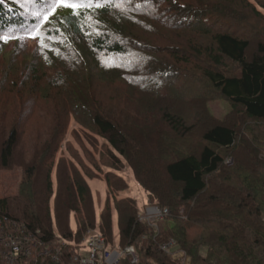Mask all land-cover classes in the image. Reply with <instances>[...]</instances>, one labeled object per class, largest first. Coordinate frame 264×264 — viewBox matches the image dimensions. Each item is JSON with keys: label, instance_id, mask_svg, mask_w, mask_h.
Returning a JSON list of instances; mask_svg holds the SVG:
<instances>
[{"label": "trees", "instance_id": "trees-1", "mask_svg": "<svg viewBox=\"0 0 264 264\" xmlns=\"http://www.w3.org/2000/svg\"><path fill=\"white\" fill-rule=\"evenodd\" d=\"M261 9L264 0H107L104 7L81 8L78 16L69 7H58L48 22L39 23L32 13L44 11L40 0L0 4V35L8 37L0 40V54L9 41L29 38L28 31L37 26L40 35L29 39L37 42L47 68L60 69L71 114L108 139L152 204L169 208L167 217L173 225L161 230L141 222L137 200L116 196V239L110 204L108 213L102 211L98 217L85 176L72 166L64 172L52 210L53 163H45L51 142H46L45 155L37 149L29 153L22 164L19 194L0 198V218L15 219L39 242L60 247L64 262L77 252L89 229H98L108 244L133 245L142 264H183L158 249L171 239L191 257V264H264ZM158 27L190 30L188 38L194 41L190 48L163 46L166 59L173 58L165 64L145 37L156 34ZM42 41L47 47L41 46ZM180 62L194 65L193 71ZM33 65L37 72L38 64ZM95 77L120 81L140 94L138 103L126 105L134 107L133 115L137 112L138 117L123 114L129 110L126 106L116 108L115 118L106 115L91 93ZM190 82H203L213 97L228 100L233 109L229 121L215 118L206 100H187ZM154 111L160 122L171 125L175 133L182 132V137L198 129L199 140L180 151L177 143L158 139ZM19 140L13 125L3 140L4 167L11 165ZM120 158L113 163L116 173L106 177L113 189L110 194L128 187L117 173L124 168ZM72 212L77 216L74 226ZM0 249L7 252L4 246ZM1 251L0 264H4ZM35 255L19 258L15 264H60L51 256ZM121 264H131V259L124 258Z\"/></svg>", "mask_w": 264, "mask_h": 264}, {"label": "rangeland", "instance_id": "rangeland-1", "mask_svg": "<svg viewBox=\"0 0 264 264\" xmlns=\"http://www.w3.org/2000/svg\"><path fill=\"white\" fill-rule=\"evenodd\" d=\"M261 10L264 13V9ZM189 36H192L190 30L175 32L168 27H158L156 34L145 35L151 44L157 48L158 58L165 64L173 58L166 59L163 46L175 45L190 48L194 40L188 38ZM37 50L35 40L21 36V38L9 41L0 54V154L4 137L13 125H17L20 135L15 156L11 159V165L4 167L0 157V198H12L19 194L24 179L22 164L30 158L29 153L36 149L42 156L46 150V142H51L47 155L44 154L46 156L45 163L47 165L53 163L51 178L54 194L50 200V208L52 210L56 208L59 185L64 180L65 170L67 172V169L72 166L85 176L91 189L92 204L98 217L102 211L108 213L106 207L110 204L114 236L117 239L118 215L115 211L114 197L128 196L136 199L139 215L148 205L152 204L150 195L137 182L132 170L127 165V161L122 157L120 158L108 139L80 124L71 114L60 69L57 67L47 68L48 65L41 59ZM33 63L38 64L37 72H35ZM180 64L183 63L180 62ZM183 65L190 70L194 66ZM176 80L179 81L180 78ZM91 82V93L103 105L101 110L108 116L112 113L114 118L117 117L115 112L118 113V109L116 108L121 109L128 104L138 103V100L141 99L140 94H136L120 81L110 83L95 77ZM188 90L189 98L187 100L192 98V102L195 99L199 102L206 100V105L215 118L229 121V114L233 109L228 100L218 96L213 97L212 91L208 90L203 82H190ZM129 106H126L129 110H124L123 114L130 113L137 118V112L136 115H133L134 107L129 108ZM155 108L157 107L155 106ZM152 113L154 114L153 125L156 134L160 133L157 135L158 139L164 142L167 139L166 142L177 143L180 151L186 150L191 144H196L199 140L196 134L198 129L193 134L182 137V132L175 133L171 125L163 123V121L160 122L156 111ZM54 134L57 135L53 138ZM117 158L121 160L120 167L124 164L122 171H117V173L123 176L128 187L125 190H116L115 193L110 194L113 189L108 186L106 177L108 173H116L113 163L117 162ZM230 162L231 160L228 163ZM90 174H93L95 178H88ZM74 216L77 218L72 212L73 226L75 224ZM156 225L164 230L170 228L173 221L165 217L157 220ZM115 245L117 244L115 243Z\"/></svg>", "mask_w": 264, "mask_h": 264}, {"label": "built area", "instance_id": "built-area-1", "mask_svg": "<svg viewBox=\"0 0 264 264\" xmlns=\"http://www.w3.org/2000/svg\"><path fill=\"white\" fill-rule=\"evenodd\" d=\"M169 214V208L150 204L138 215V218L141 222L158 229L156 221ZM0 245V248L4 246L7 250L3 253L0 249L4 264H15L19 258H31L35 254L38 257L51 256L60 264H121L124 258H130L131 264H142L141 256L133 245L120 248L118 245L108 244L105 236L98 229H89L86 232L85 241L69 262L62 261L60 247L44 245L27 232L24 224L8 217L0 218ZM158 249L162 253L171 255L173 260L191 264V257L180 249L174 239L161 243Z\"/></svg>", "mask_w": 264, "mask_h": 264}, {"label": "snow or ice", "instance_id": "snow-or-ice-1", "mask_svg": "<svg viewBox=\"0 0 264 264\" xmlns=\"http://www.w3.org/2000/svg\"><path fill=\"white\" fill-rule=\"evenodd\" d=\"M7 0H0V4H5ZM19 2V0H16ZM29 3H35L36 0H28ZM44 7L43 12H34L32 15L38 18L39 23H46L53 16L58 7H69L72 9L73 15L78 16L81 8H91L92 6L104 7L107 0H40ZM40 35L39 28L34 26L32 30L28 31L29 38L36 39ZM8 37L0 35V40H7ZM42 47L47 45L41 42Z\"/></svg>", "mask_w": 264, "mask_h": 264}]
</instances>
